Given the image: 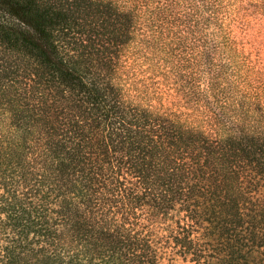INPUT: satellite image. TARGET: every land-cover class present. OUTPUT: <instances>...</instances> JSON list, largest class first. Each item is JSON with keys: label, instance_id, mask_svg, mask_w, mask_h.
Here are the masks:
<instances>
[{"label": "trees", "instance_id": "trees-1", "mask_svg": "<svg viewBox=\"0 0 264 264\" xmlns=\"http://www.w3.org/2000/svg\"><path fill=\"white\" fill-rule=\"evenodd\" d=\"M241 8L0 0V264H174L170 241L264 264V67Z\"/></svg>", "mask_w": 264, "mask_h": 264}, {"label": "rangeland", "instance_id": "rangeland-1", "mask_svg": "<svg viewBox=\"0 0 264 264\" xmlns=\"http://www.w3.org/2000/svg\"><path fill=\"white\" fill-rule=\"evenodd\" d=\"M240 1L242 2V8L240 9L237 21L232 25L236 40L241 44L238 47L247 52L257 66L264 67V0ZM82 9L77 10V12H80L78 17H81V21L89 20L92 14L94 15L93 19L102 18L99 12L92 13L91 16L85 18L83 13L87 9ZM84 28L83 26L79 27L80 33L84 32ZM78 38V35L73 32L71 35H68L64 40V43L67 45L66 48L69 50H73V47L81 48V45H77ZM215 63L216 61L214 60V67ZM170 245L173 246V249L170 251L175 254V259L172 260L174 264H190V257H185L184 254L180 255V248L174 241H170Z\"/></svg>", "mask_w": 264, "mask_h": 264}]
</instances>
